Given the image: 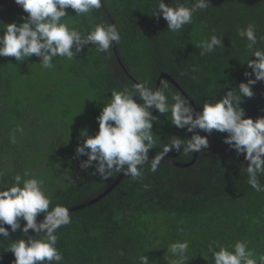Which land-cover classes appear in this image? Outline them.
<instances>
[{
	"label": "trees",
	"instance_id": "1",
	"mask_svg": "<svg viewBox=\"0 0 264 264\" xmlns=\"http://www.w3.org/2000/svg\"><path fill=\"white\" fill-rule=\"evenodd\" d=\"M209 2L177 33L167 31L162 16L152 15L159 0H102L101 9L79 16L66 9L69 16L63 22L85 34L97 24H115L121 35L116 51L123 66L115 44L108 53H98L89 44L71 61L55 58L53 69L42 68L35 55L25 62L0 57V153L13 150L15 166L14 171H4L9 183L1 175L0 189L14 186L16 175H21L43 180L44 192L52 201L50 209L57 204L72 209L89 203L123 174L103 180L93 174L96 162L82 169L87 156L76 155L77 146L98 132L96 118L113 91L131 89L143 81L153 90L167 84L165 91L172 103L171 95L184 96L166 79L158 87L162 73L168 74L200 112L204 103H215L227 91L238 90L241 82L255 79L244 75L251 72L248 59L256 58L237 31L253 24L257 37L264 36V0ZM165 3L191 7L194 0ZM26 16L14 0H0L3 24L19 25ZM212 35L222 37L224 46L201 56L196 45ZM255 48L264 50V41ZM252 91L253 97H244L241 107L244 118L255 121L264 117V81L253 85ZM152 114L158 117L152 131L160 139L149 157L159 154L171 136L191 138L186 129L171 125L170 113L167 118L153 109ZM201 133L207 136L209 147L199 152L193 166L178 168L162 162L153 173L149 161L143 165L142 178L125 176L96 204L70 212L71 223L57 230L62 264H140L145 255L148 264H174L179 258L171 253L170 245L184 241L189 248L183 264H213L207 250L212 242L233 251L235 243L242 241L254 258L264 255V192H256L247 183L248 161L224 143L227 133ZM193 157L194 153L184 154L182 146L180 152L171 151L163 159L190 163ZM259 181L264 185V175ZM42 218L37 216V220ZM8 230L9 238L0 236V264H13L15 257L6 249L14 240L35 236L33 230L28 236Z\"/></svg>",
	"mask_w": 264,
	"mask_h": 264
},
{
	"label": "clouds",
	"instance_id": "2",
	"mask_svg": "<svg viewBox=\"0 0 264 264\" xmlns=\"http://www.w3.org/2000/svg\"><path fill=\"white\" fill-rule=\"evenodd\" d=\"M14 2L27 16L22 17L24 22L19 25L0 22L4 26L0 28L3 33L0 35V57H14L17 62H25L35 55L40 59L42 68L53 69V61L57 57L71 61L89 44L95 46L98 53H108L114 44L121 41L115 24H97L94 30L85 34L63 22L69 16L66 9L75 10V16L85 15L101 9L102 0ZM209 4V0H194L191 7L180 3L173 7L165 0H159L152 15L162 16L167 22V31L177 33L193 22V15L198 10L207 9ZM237 34L247 40L246 47L251 57L256 58L248 59L247 68L251 72L244 73L246 77L254 75L255 79L241 82L238 90L227 91L215 103H204L200 112H195L189 101L179 94L171 95L172 103H169V95L165 91L167 84L153 90L147 81H143L134 83L131 89L113 91L110 102L104 105L96 118L98 132L95 136H87L83 144L76 148L77 156H87V160L81 162V168L87 170L96 162L93 174L103 180H108L114 173H123L137 180L144 175L145 163L151 161L150 171L155 173L163 158L171 151L180 152L182 146L184 154L206 150L209 147L208 138L197 134L196 130L209 135L216 130L227 133L224 143L237 155L244 154V159L248 161L246 171L250 187L256 192H264V185L259 181V176L264 175V117L255 121L244 118L245 111L241 107L244 97H253L252 86L264 81V50L255 48L258 42L264 41V36L257 37L253 24L238 29ZM221 46H224L222 37L216 35L196 45L201 49V56ZM153 109L167 118L170 113L168 120L171 125L186 129L192 135L189 139L171 136L170 142L164 144L159 154L149 160V150L156 147L159 138L152 131L153 121H158V117L152 114ZM12 142L15 143V135ZM43 184V180L23 179L21 175H16L14 186L0 189V236L10 237L4 225H9L12 233L19 230L25 236H28L29 230L35 232V236H28L27 240L16 239L7 247L6 250L15 257L13 264H62L63 255L56 247L57 230L69 225L71 216L65 206L57 204L50 209L52 201L46 196ZM38 215L44 217L40 223L37 222ZM21 221H26L22 228ZM37 236L40 238H35ZM188 248L187 241L170 245L171 253L179 258L174 264H183L188 259ZM233 249L229 251L219 242H212L207 250L211 253L213 264H264V255L254 258V253L242 241H237ZM140 264H148L146 255L140 258Z\"/></svg>",
	"mask_w": 264,
	"mask_h": 264
},
{
	"label": "water",
	"instance_id": "3",
	"mask_svg": "<svg viewBox=\"0 0 264 264\" xmlns=\"http://www.w3.org/2000/svg\"><path fill=\"white\" fill-rule=\"evenodd\" d=\"M115 54L117 56V59L119 60V63L122 65L121 63V60L119 59L118 57V53L116 51V44H115ZM123 66V65H122ZM166 79L168 80L171 84H173L177 90H179L183 96L189 101V103L192 105V107L194 108L195 112H199L198 110V107L195 105V103L192 101V99L183 91V89L178 85V83L171 77L169 76L168 74H163L161 75V77L159 78V81H158V87L161 85V82ZM197 134L201 135L202 136V133H201V130L200 129H197ZM198 156H199V152L197 153H194V157H193V160L190 162V163H178V162H173V161H170V160H167V159H163L162 162H165V163H169V164H172L178 168H189L191 166H193L197 159H198ZM154 157H149V160L153 159ZM125 177L124 174H122L119 179L117 180V182L112 185L104 194H102L101 196H99L97 199L89 202V203H86V204H83L81 206H77L75 208H72V209H69V212H74V211H77V210H81V209H84V208H87L91 205H94L96 204L97 202H99L100 200H102L106 195H108L114 188L115 186ZM44 218L40 219V220H37L38 223L42 222ZM24 224L26 223H21V228L24 226ZM7 229H11L9 225H4Z\"/></svg>",
	"mask_w": 264,
	"mask_h": 264
},
{
	"label": "rangeland",
	"instance_id": "4",
	"mask_svg": "<svg viewBox=\"0 0 264 264\" xmlns=\"http://www.w3.org/2000/svg\"><path fill=\"white\" fill-rule=\"evenodd\" d=\"M12 152L13 150H6V151H3L0 156V168H1V172H0V180H2V176L4 175V177L6 178L7 182L9 183V179L6 177L5 175V170H8V171H14L15 170V166L13 163H11V160H12ZM2 175V176H1ZM6 182L3 183V185L5 184Z\"/></svg>",
	"mask_w": 264,
	"mask_h": 264
}]
</instances>
